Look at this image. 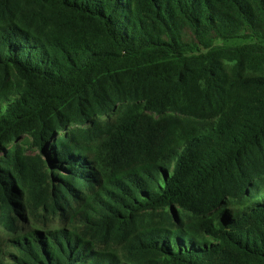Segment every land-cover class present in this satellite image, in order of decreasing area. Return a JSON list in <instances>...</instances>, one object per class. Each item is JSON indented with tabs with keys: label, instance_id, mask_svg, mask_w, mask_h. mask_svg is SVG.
Listing matches in <instances>:
<instances>
[{
	"label": "trees",
	"instance_id": "1",
	"mask_svg": "<svg viewBox=\"0 0 264 264\" xmlns=\"http://www.w3.org/2000/svg\"><path fill=\"white\" fill-rule=\"evenodd\" d=\"M0 225V264H264V0H0Z\"/></svg>",
	"mask_w": 264,
	"mask_h": 264
},
{
	"label": "rangeland",
	"instance_id": "2",
	"mask_svg": "<svg viewBox=\"0 0 264 264\" xmlns=\"http://www.w3.org/2000/svg\"><path fill=\"white\" fill-rule=\"evenodd\" d=\"M33 154V151H27ZM29 203L28 218L31 225L54 228L59 226H68L70 220L68 214L63 210L56 207L52 198L43 200H35L31 196H26ZM73 226V225H71ZM80 231L87 237L95 242L97 248L110 247L116 249L119 254H124L123 241L121 238L109 233L106 234L98 228L80 229ZM3 234V229L0 225V234Z\"/></svg>",
	"mask_w": 264,
	"mask_h": 264
}]
</instances>
